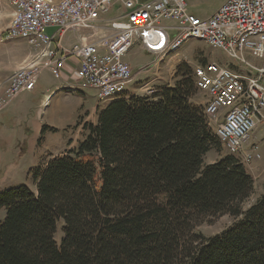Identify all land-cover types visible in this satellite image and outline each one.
I'll list each match as a JSON object with an SVG mask.
<instances>
[{
    "label": "trees",
    "instance_id": "obj_1",
    "mask_svg": "<svg viewBox=\"0 0 264 264\" xmlns=\"http://www.w3.org/2000/svg\"><path fill=\"white\" fill-rule=\"evenodd\" d=\"M176 77L100 110L75 148L27 171L34 190L0 192V264H264V193L242 209L253 178L222 154L191 72ZM222 215L223 232L197 230Z\"/></svg>",
    "mask_w": 264,
    "mask_h": 264
},
{
    "label": "built area",
    "instance_id": "obj_2",
    "mask_svg": "<svg viewBox=\"0 0 264 264\" xmlns=\"http://www.w3.org/2000/svg\"><path fill=\"white\" fill-rule=\"evenodd\" d=\"M6 1L12 13L0 39H21L33 54L7 79L0 113L18 95L32 91L43 71L61 79L70 57L77 60L81 86L96 91V107L102 110L132 82L123 57L134 43L160 64L187 41L197 40L239 67L232 70L210 61L194 68L195 86L207 98L203 115L208 125L243 165L260 160L258 145L248 141L264 125V0H225L207 18L189 13L187 0ZM113 5L123 11L102 24L101 15ZM47 28L55 29L52 35L44 33ZM69 31L89 34L63 49L61 40ZM141 89L146 96L157 92L148 83Z\"/></svg>",
    "mask_w": 264,
    "mask_h": 264
},
{
    "label": "rangeland",
    "instance_id": "obj_3",
    "mask_svg": "<svg viewBox=\"0 0 264 264\" xmlns=\"http://www.w3.org/2000/svg\"><path fill=\"white\" fill-rule=\"evenodd\" d=\"M224 1L225 0H187V9L189 13L199 18H207L211 16ZM122 11L123 10L118 5H113L107 13H103L101 15L102 24L106 21L116 18ZM11 13L12 7L8 4V2L6 0H0V34L7 29ZM163 23L167 22L165 21ZM54 31L55 29L53 28H47L45 29L44 33L47 36H50ZM87 34H89L87 31H70L65 36V39L68 40V43L72 47L74 44L80 43V37L82 35ZM31 52V48L21 39H12L7 41H2L0 39L1 87L6 85V81L10 75L24 63L25 59ZM174 55V57L171 58L169 62L165 61L157 64L155 63L154 57L152 55L147 54L141 49V47L134 43L127 55L123 57V62L128 65L132 75V82L126 86V89H130L133 85H135V88H137L135 94L139 96H146L147 94L143 91V89H141L143 84L148 83L150 86L156 88L162 86H174L176 81L179 79L176 77L178 68L181 67L182 69L188 70L193 76L195 67L204 65L210 61H214L221 66L232 70L239 68L238 65L230 60L224 53L215 51L205 43L197 40L187 41ZM153 76L156 77V80L149 82ZM41 78L42 80H40L39 83H42L43 87V83L47 84L49 79H56L47 70L42 72ZM79 86V92L83 94L82 97L84 98V105L93 103L95 100L96 91L91 88L82 87L81 85ZM71 93L67 92L69 96L72 95ZM122 96L124 97L128 95L124 92L119 97ZM27 99H29L28 93L18 95L14 100L8 103V105L0 113V124H3L0 127V142H2V138L4 136H7L5 138L7 141L6 144L4 142L2 145L5 149H0V157L5 155L6 161H13V157H11L10 154H14L16 152L19 153V151H22V149H20L21 140L33 130L34 136L30 139L31 148L29 149V158L33 159L35 158L34 156L37 155L40 156L41 161L39 163H29L30 159L28 157H25L21 160L20 158L14 156V161H21V164L18 168H14L12 163H8L6 170H4L0 175V192L18 184H26L30 189L34 190L33 183L30 176L27 175V171L33 169L41 163L46 162L52 157V155L49 153L50 151L46 152L45 147L43 146L45 141L43 133L45 130L43 129V124H38L37 122L38 117L36 111H11V108H18V105L20 106L24 103H27ZM206 101L207 98L205 94L200 91H197L192 98V102L199 106H204ZM100 110L101 109L97 108L96 113ZM83 119L84 115L79 116L74 122L75 125L69 126L67 131H64V134L66 133L65 136H70V141L68 144L74 140L78 143L83 139L85 133H77V126L82 122ZM92 119H94V116L91 117V120ZM91 120L90 122H92ZM53 130L54 129H52V131ZM54 132L57 133L56 130ZM55 133L52 134V137L55 136ZM15 140L19 142V144H17L15 147H12V150L9 151L12 143L15 145ZM65 142H67V140ZM248 142L249 145L253 143L258 145L261 158L260 160L252 163L250 166L244 165L248 173H250L253 178V190L250 197L242 204L243 210L247 209L261 194L264 193V125L255 128V130L251 132ZM76 146L77 144L75 147ZM64 148L62 149V147L58 146L55 151L56 153H59L64 150ZM226 153L227 151L224 148L222 154ZM218 159L219 154L215 151H210L204 157V164H212ZM25 168H27V170ZM3 218L4 211L1 210L0 222H2ZM233 222L234 219L228 215H222L217 218H207L198 224L197 230L203 235L209 237L223 232L229 228ZM61 227L62 222L60 221L57 224V232L55 235V240L57 243L60 242L62 236Z\"/></svg>",
    "mask_w": 264,
    "mask_h": 264
},
{
    "label": "crops",
    "instance_id": "obj_4",
    "mask_svg": "<svg viewBox=\"0 0 264 264\" xmlns=\"http://www.w3.org/2000/svg\"><path fill=\"white\" fill-rule=\"evenodd\" d=\"M67 33H65L64 37L61 40V46L63 49H69L71 47L70 44L68 43V40L65 39ZM32 54L33 52H31L27 56L25 61L29 60ZM171 58L168 59L167 62H169ZM76 72H77V60L73 57H70L67 59L64 75L61 79L58 80L49 79V81H47V84L43 83L44 85L43 87L42 83H39L40 80H42L41 78L42 74H41L34 89L30 92H24L29 94V99H27L26 101L27 103H24L20 106L18 105V108L17 107H14L13 109L11 108V111H36L38 117L37 122L38 124H43L44 126L43 129L45 130L43 133L45 138L43 146L45 147L46 152L50 151L49 153L52 155V157L63 155L64 153L74 148L76 144H78L77 142H75V140L68 144V142L70 141V136L69 135L65 136L66 133L64 134V131L65 130L67 131L69 126H74L75 125L74 122L79 116L84 115V119L77 126V133L78 132L83 133L84 132L83 125L85 123L95 124L99 113V112L96 113L97 111L96 95L93 103L84 105L83 103L84 98L82 97L83 94L79 92V87H80L79 85L81 84L77 78ZM154 76L152 77L151 80H149V82L156 80V77ZM133 86L130 89L125 90V93H127L128 95V96H124L125 98H129L131 96H139L135 94L137 88H135V85ZM4 87L5 86L2 87L0 86V95L2 94ZM67 92L70 93L73 92V93H71L72 95L69 96ZM92 116H94V119L91 120ZM90 120L92 122H90ZM1 125L3 124H0V127ZM52 129L54 130L52 131ZM55 130L57 131V133L54 132ZM53 133H55L54 137H52ZM33 136L34 133L32 130V132H29V134H27L21 140L20 149H23V151H19V153L16 152L14 154H10V156L13 157V161H8V160L6 161L5 160L6 156L3 155L2 157H0V163L3 162L12 163L15 164L16 168H18L21 164V161L15 162L14 156L20 158L21 160L25 157L29 158V149L31 148L30 139ZM6 137L7 136H4L2 138V142H0V147H1L0 149L2 150L5 149L2 145L4 142L6 144L7 142L5 139ZM66 140L67 142H65ZM17 144H19V142L17 141L15 142V145L12 143L9 151H11L12 147H15ZM58 146L62 147V149L64 147L66 148H64V150H62L61 152L56 153L55 149L58 148ZM34 157L35 158L33 159L29 158L30 159L29 163H39L41 161L40 156L36 155ZM25 169L27 170V168Z\"/></svg>",
    "mask_w": 264,
    "mask_h": 264
}]
</instances>
